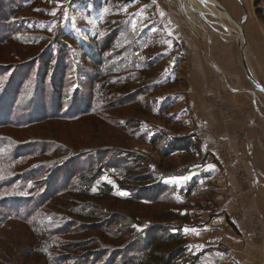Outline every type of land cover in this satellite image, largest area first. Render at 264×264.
<instances>
[{
    "label": "rangeland",
    "instance_id": "374dc122",
    "mask_svg": "<svg viewBox=\"0 0 264 264\" xmlns=\"http://www.w3.org/2000/svg\"><path fill=\"white\" fill-rule=\"evenodd\" d=\"M185 1L209 16L197 4ZM256 2L264 6V1ZM142 4L138 0H0V97L6 90L2 98L8 110L5 118L40 119L37 124L29 121L0 127V145L15 141L36 144L38 153L47 151L39 158L29 157L26 167L69 161V170L62 171L55 189L72 178L73 192L50 198L40 217L46 219L50 213L60 220L56 224L79 228L94 221L93 213L76 219L72 214L81 207L70 203L80 202L76 195L83 196L77 193L86 189L77 185L75 177L80 172L88 174L92 165L104 174L96 183L97 198L89 199L93 202L90 208L98 220H108L117 229L119 238L111 244L127 251L128 258L139 256L157 234L154 228H164L165 235L176 236L175 241L155 243L146 264H156L155 259L160 264L171 253L178 254L171 264H232L236 259L231 256L227 232L235 227L219 218L221 201L216 197L218 183L225 177L219 173L214 181L207 166L216 165L222 171L224 164L238 159L237 154L223 145L218 155L205 153L203 127L186 99L190 45L181 41L179 50ZM233 36H237L234 31ZM103 40H112L114 49L104 59L88 57ZM233 41L241 61L239 44ZM52 75L59 94L52 91ZM246 82L255 90L249 79ZM9 84L15 92L8 89ZM79 86L84 91L81 94ZM219 107L222 116V108L230 109L227 102H219ZM184 137L195 144L189 153L168 158L159 153L166 140ZM72 155L75 160L70 163ZM39 167L43 170V164ZM140 174L153 175L156 187L137 179ZM232 176L238 181L246 179V170L238 161ZM102 184L112 188L110 195L98 192ZM235 207L239 218L240 202ZM6 226L0 229V264H47L41 253L45 249L36 244L27 226ZM254 229L261 239L262 221L260 233L256 221ZM83 236L72 233L62 241H78ZM57 243L55 252L60 254Z\"/></svg>",
    "mask_w": 264,
    "mask_h": 264
},
{
    "label": "crops",
    "instance_id": "0c3cea01",
    "mask_svg": "<svg viewBox=\"0 0 264 264\" xmlns=\"http://www.w3.org/2000/svg\"><path fill=\"white\" fill-rule=\"evenodd\" d=\"M190 1L209 16L185 0L171 3L149 0L142 5L153 12L166 36L179 50L181 41L190 45L185 74L186 99L203 127L205 153L218 155V147L223 145L237 154V160L222 166L223 172L216 165L207 166L214 174V181L219 173L220 177H225L218 183L216 197L221 201L219 218L235 227L227 232L230 237L227 244L236 259L232 264H264V236L257 237L254 229L257 218L264 228V96L248 86L238 45L233 41V31L240 29L241 36L235 38L238 42L245 38L244 55L251 75L264 86V17L257 15L258 11L264 14V6H256L254 0H211L223 11ZM234 20L244 24L239 26ZM227 21L232 27L225 24ZM219 102L230 105L227 121L219 110ZM237 161L247 173L243 181L232 176ZM236 202H240L242 212L239 218L235 215Z\"/></svg>",
    "mask_w": 264,
    "mask_h": 264
},
{
    "label": "trees",
    "instance_id": "16d2710c",
    "mask_svg": "<svg viewBox=\"0 0 264 264\" xmlns=\"http://www.w3.org/2000/svg\"><path fill=\"white\" fill-rule=\"evenodd\" d=\"M138 1L141 3H146L149 0ZM262 1L264 0H257L256 3L259 4V2ZM257 13L259 16L264 17L262 11H258ZM113 49L114 43L112 40H103L98 42L95 46V49L87 55L90 58L101 57V59H104L103 55ZM51 80L52 91L59 94L56 82L57 80L54 75H52ZM8 89H11V92L16 91V88H12L11 84H9ZM79 89L81 92L78 90V94H81L83 91L82 86H79ZM6 92L7 91L5 90L2 97H0L1 128L17 127L18 124L29 121H32V123L35 122L34 124L39 123L40 119H25L20 121L6 120L5 117L8 110L6 111L4 109L6 100L2 99L6 95ZM194 147L195 144H193L189 138L184 137L166 140L165 143L158 148V151L163 157L168 158L177 153H189ZM35 149L36 144H18L15 141H10L9 143L5 141V144L0 145V229L7 224L9 225L13 223H19L27 226L31 230L36 244L38 246H42L45 249L44 252H41L45 257V263L146 264L145 261L148 262L149 258H152L150 249L153 248L155 243L160 242L163 239L175 241L173 238L176 236L171 234L165 235L166 231L164 228H154L156 229L154 231H157V234L153 236L154 238L152 240L145 244L146 247L141 252H139V256L136 258H128L129 256H127V251L121 248L113 247L111 240H114L115 237L119 238L117 237V229H113V224H111V222H106L108 220H105V222L98 220V214L95 213V209L92 210L90 208V203L93 204V202H90L91 200L89 199H94L96 197L94 194V190L98 188L96 183H98L104 174L103 170L99 168L95 169L92 167V165L88 174L80 172L77 174L78 177H75L79 181L77 182V185L81 184L82 188L86 189L84 192L81 191L77 193L83 196L76 195L77 200L80 199V202L71 201L70 203H78L76 207H81L78 212L72 214L76 217V219L81 214H87L89 216L93 213L91 218L95 220L89 222V224H84L81 229L78 226H72L73 224L69 223L66 225L65 223L56 224L59 223L58 221L60 220L55 219V216L50 213H47L48 218L46 219L40 217L38 214L41 210L45 211L50 198L68 192L72 193L73 190H71L72 188L70 186V180L72 178H66V176L62 178L63 180L66 178V181L64 180L65 186L63 188L60 186L58 189H55L58 180H61L59 177L62 175V171H65L66 173L69 170V161H65L59 166L47 163H35L29 167H26L25 161L29 160V157L39 158V156L47 152L45 151L38 153L34 151ZM49 151L57 153V151L54 149ZM74 160L75 155H72L70 158V163H72ZM131 161L136 162L138 160L134 159ZM42 164L43 170L39 167ZM57 168L58 170H56ZM59 169L61 170L59 171ZM58 172L60 173L59 176ZM137 179H140L144 183L151 185L153 188L157 185V183H155L156 181L154 180V176L151 174H140L137 176ZM101 188L102 190H98V192L100 191V194H104V197L112 193V188L109 185L102 184ZM89 193L91 194V197H88L87 199L85 196H89ZM81 218L83 219V217ZM72 233H81L82 236L89 233V236H83V238L78 241H62L64 238L71 236ZM90 233L93 235L90 236ZM57 241H59V243H57ZM56 243L59 244V249L62 250V253H57L60 255L58 257L56 256L57 254L55 252ZM152 254H154V252H152ZM177 255V253H171L170 257H168L166 260H163V262L160 264H171ZM155 260L156 264H158L160 261V259Z\"/></svg>",
    "mask_w": 264,
    "mask_h": 264
},
{
    "label": "water",
    "instance_id": "95a60500",
    "mask_svg": "<svg viewBox=\"0 0 264 264\" xmlns=\"http://www.w3.org/2000/svg\"><path fill=\"white\" fill-rule=\"evenodd\" d=\"M196 1L201 5H210V6H213L215 8H218L219 10H223V8L220 5L212 2L211 0H196ZM234 21H236V20H234ZM237 23L239 24V26L244 24V22L243 23L237 22ZM238 44H239V50H240L242 65H243L245 73L249 79V82L252 84V86L255 90L264 94V86L258 81V79L255 76L251 75V67L249 66V64L246 60V57L244 55L245 38L243 39V41L238 42Z\"/></svg>",
    "mask_w": 264,
    "mask_h": 264
},
{
    "label": "built area",
    "instance_id": "2783aa9c",
    "mask_svg": "<svg viewBox=\"0 0 264 264\" xmlns=\"http://www.w3.org/2000/svg\"><path fill=\"white\" fill-rule=\"evenodd\" d=\"M156 1H159V0H156ZM165 1H169V0H165ZM236 35H237V37L239 36L237 33H236ZM234 38H235V36H234ZM235 39L238 42L239 39L238 38H235ZM222 111H224L223 112L224 120L227 121V118L229 117V114H231V110L229 108H225L224 107V108H222ZM239 174H240V171H239ZM256 227H258V233H260V227H261V221L260 220H256Z\"/></svg>",
    "mask_w": 264,
    "mask_h": 264
},
{
    "label": "bare ground",
    "instance_id": "6f19581e",
    "mask_svg": "<svg viewBox=\"0 0 264 264\" xmlns=\"http://www.w3.org/2000/svg\"><path fill=\"white\" fill-rule=\"evenodd\" d=\"M219 20H221V19H219ZM236 33L239 35V36H238V38H239V37L241 36V35H240V33H241V30H240V29H238V30L236 31Z\"/></svg>",
    "mask_w": 264,
    "mask_h": 264
}]
</instances>
